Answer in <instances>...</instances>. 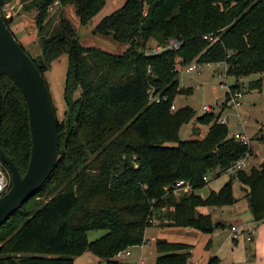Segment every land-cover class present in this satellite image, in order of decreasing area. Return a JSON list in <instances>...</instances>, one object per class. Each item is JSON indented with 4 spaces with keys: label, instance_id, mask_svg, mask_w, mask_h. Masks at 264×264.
Masks as SVG:
<instances>
[{
    "label": "trees",
    "instance_id": "obj_1",
    "mask_svg": "<svg viewBox=\"0 0 264 264\" xmlns=\"http://www.w3.org/2000/svg\"><path fill=\"white\" fill-rule=\"evenodd\" d=\"M6 1L14 0H0V10ZM105 1L20 0L21 11H35L37 57L14 36L13 17L4 20L43 76L62 55L67 71L55 169L0 226V264H73L83 253L119 264L115 254L141 247L145 230L153 226L205 235L224 230L225 223L198 209L235 204L234 180L246 187L253 222L264 220V162L230 174L223 187L206 197L195 193L209 182L202 180L207 172L217 171V178L246 153L252 155L251 146L230 136L226 123H218L225 102L218 116L205 112L197 118L207 126L206 135L190 141L180 140L179 130L195 111L175 103L177 96L191 92L179 83V70L190 64H223L225 75L236 82L233 90L241 88V78L264 75V0H125L95 27L100 36L126 45L121 54L83 47L63 17V9L73 6L85 26ZM55 4L56 16L49 12ZM171 41L175 48L169 47ZM157 46L163 48L160 53L146 54ZM261 86L258 78L248 89ZM151 89L160 102L149 101ZM0 92V146L23 176L31 155L26 104L6 77L0 79ZM259 141L264 145V136ZM178 181L189 182L191 192L175 195ZM94 231L105 234L89 241ZM154 248V264H190L193 247L188 244L159 238ZM207 263L220 261L213 257Z\"/></svg>",
    "mask_w": 264,
    "mask_h": 264
},
{
    "label": "rangeland",
    "instance_id": "obj_2",
    "mask_svg": "<svg viewBox=\"0 0 264 264\" xmlns=\"http://www.w3.org/2000/svg\"><path fill=\"white\" fill-rule=\"evenodd\" d=\"M125 0H106L103 9L96 14L91 21L82 26L75 16L73 6H67L63 9V17L70 22L71 26L76 32V36L80 44L85 47H95L102 51H107L113 54H121L126 48V45H119L112 40L109 36H100L95 31V27L106 15L121 8ZM22 8V7H21ZM57 6L53 7L50 13H54ZM15 12V10H14ZM22 13L25 11H21ZM26 18L22 21L25 33L28 35L24 40L20 42L23 48L32 57L39 55L40 46L39 39L33 36L35 32L34 15L35 11L25 12ZM56 16V12H55ZM16 18V17H13ZM17 20V19H16ZM67 56L62 55L56 62L52 63L51 68L44 74V79L49 87V94L51 102L54 105L56 118L58 120L63 119L65 111V105L63 103V83L66 74ZM195 71L186 73V67H182L179 70V83L184 88H191V92L188 95H179L176 98V105L178 107L190 106L195 111V118L189 121L188 124L181 127L179 130V138L182 141L199 140L204 138V135L197 134L195 128L202 129L203 126L197 123V118L202 117L204 112L202 108L210 107L211 113L218 116L222 104L224 103V89L219 88L221 84L227 83L228 86L235 85L234 78L225 75V66L223 64L220 67L213 64H204L203 66H196ZM219 68V72H218ZM219 73H222L219 76ZM261 78V89L249 90L248 85L253 80ZM241 88L243 89L241 104L237 109L226 108L220 114L223 117H228L227 128L229 135L232 136L238 132H244L250 140V146L252 147V158L248 159L246 163V171L252 167L259 166L264 162V145L259 141V138L264 136V75L253 74L246 78L238 80ZM219 88L217 91L213 90V87ZM185 98V100H184ZM221 116V117H222ZM206 128L200 130L206 133ZM243 129V130H242ZM174 144V143H173ZM169 144V146H173ZM229 175L223 173L217 178L211 179L207 185L195 191L196 194L201 197H206L210 191L217 192L223 185L228 182ZM245 189L239 181L234 180L232 184V196L237 202L231 206L224 207V212L220 213L219 208L206 207L199 208L198 211L202 214H210L214 222H220L222 220H238L243 224H251L249 227L256 228V235L254 239L252 237L250 242H246L241 236V239L235 244L231 237L228 235L226 229H218L212 234L205 235L195 229H185L179 227H161L153 226L147 228L145 231V238L147 243H143L141 247L129 248L130 255L124 257L118 261L119 264H153L155 259L154 243L150 242L149 238L153 234L156 239L163 238L168 242L187 243L193 247V262L199 263L206 262V257L211 254L219 259L220 264H256V259L264 261V222L255 224L252 220V214L248 210V199L245 195ZM175 195H178L175 192ZM103 231H94L88 233V240L94 241L104 235ZM211 240L209 249H206L208 240ZM261 256V257H260ZM190 263V264H191ZM73 264H106L101 259L93 256L90 253H83L76 258H73Z\"/></svg>",
    "mask_w": 264,
    "mask_h": 264
},
{
    "label": "water",
    "instance_id": "obj_3",
    "mask_svg": "<svg viewBox=\"0 0 264 264\" xmlns=\"http://www.w3.org/2000/svg\"><path fill=\"white\" fill-rule=\"evenodd\" d=\"M2 77L11 80L26 104L31 155L27 171L21 176L12 159L0 146V160L9 170L11 181L9 192L0 197V226L44 186L55 169L59 155L58 119L51 103L49 87L0 13V79ZM2 107L0 92V120Z\"/></svg>",
    "mask_w": 264,
    "mask_h": 264
},
{
    "label": "built area",
    "instance_id": "obj_4",
    "mask_svg": "<svg viewBox=\"0 0 264 264\" xmlns=\"http://www.w3.org/2000/svg\"><path fill=\"white\" fill-rule=\"evenodd\" d=\"M56 7V4H55ZM14 9L15 7L9 2L6 1L5 3H3L1 5V16L3 18V20H7V19H11L14 16ZM53 9V7L49 8V12H51ZM176 47V44L174 41H171L169 44V47ZM163 50V48L161 47H155L150 49L149 51H147V55H155L156 53H160ZM197 67L194 64H190L186 67V73H190L195 71ZM219 88H223L224 89V94H225V106L227 108H235L237 109L239 107V105L241 104V97L243 94V89L238 88L237 90H233L231 89V86H228L227 83L225 84H221ZM219 88H217L216 86L213 87V90L217 91ZM148 98L149 101L151 102H160V97L158 94H154V90H149L148 91ZM173 109H175V104H173L171 106V110L173 111ZM202 111L205 112H210L211 109L210 107H203ZM218 123L222 124V123H226V118L222 117L218 120ZM234 139L237 141H241L244 145H246L247 147H250V140L249 138L246 136L245 132L242 133H238L233 135ZM251 156L246 153L244 157L240 158L238 161H236L235 163H233L227 170H225L224 173L230 175L233 174L236 171L239 170H245L246 169V161L248 159H250ZM218 174L217 171H209L207 172V174L203 177V181L204 182H208L211 179L215 178L216 175ZM11 181H10V173L9 170H7L6 166L4 165V163L0 160V197L4 196L6 193L9 192V190L11 189ZM192 190V187L190 185L189 182L186 181H178V183L175 185L174 187V194L175 192L177 193H190ZM230 237L232 239L233 242H238L241 239V236H243V239L246 242H250L252 237L254 236V231L250 228L248 229H239L237 226H230ZM130 255V251L129 249H127L126 251H121L118 252L117 254H115V256L113 257V259L115 260H122L124 257H127Z\"/></svg>",
    "mask_w": 264,
    "mask_h": 264
},
{
    "label": "crops",
    "instance_id": "obj_5",
    "mask_svg": "<svg viewBox=\"0 0 264 264\" xmlns=\"http://www.w3.org/2000/svg\"><path fill=\"white\" fill-rule=\"evenodd\" d=\"M14 7H15V13H14V16L13 17H16V18H13V24L11 25V28H12V30H13V33H14V36L16 37V39H18L19 41H21V40H24L25 38H26V36L28 35L27 33H25V31L23 30L24 29V27L22 26L23 24H22V21L24 20V18H26V13L25 12H21V7L22 6H20V0H14V1H12V2H10ZM17 19V20H16ZM33 36H35L36 37V30H35V32H34V34H33ZM221 65V64H220ZM220 65H216V66H218V67H220ZM225 70H226V67H225ZM220 70H219V68H218V72H219ZM222 73H219V76L221 75ZM181 87H183V86H181ZM184 100H185V98H184ZM223 117V116H222ZM221 117V118H222ZM226 118V122H227V118L228 117H225ZM227 124V123H226ZM207 127V126H206ZM206 127H204L203 126V128H206ZM202 128V129H203ZM202 129H199V134L200 135H203V134H205L206 135V133H204V132H201L200 130H202ZM243 130V129H242ZM245 132V131H244ZM238 133H242V132H238ZM238 133H235V134H238ZM234 134V135H235ZM204 135V136H205ZM251 158H252V156H251ZM250 158V159H251ZM225 207H227V206H225ZM222 209H224V208H219V212L220 213H222V212H224V210H222ZM223 214V213H222ZM222 218L223 217H221L220 218V223H225L226 224V227L224 228V229H226L227 231H228V235H229V237H230V229H229V227L230 226H237L239 229H248V228H250V229H252L251 227H249V225H251V224H249V223H247V224H243L242 225V223H240L238 220H236V219H234V220H226V219H224V220H222ZM264 222V220L263 221H260V222H257V223H263ZM255 223V222H254ZM257 223H255V224H257ZM253 231H254V236L256 235V228L255 229H252ZM215 233V232H214ZM254 236H253V239H254ZM146 239V238H145ZM150 240V242H155V240H158V239H156V237L152 234L151 236H150V238H149ZM163 239V238H162ZM252 239V240H253ZM166 240V239H165ZM147 239H146V242L145 243H147ZM235 244H237V242H234ZM185 244H187V243H185ZM189 245V244H188ZM154 248V247H153ZM156 252V251H155ZM192 256H191V258H190V260H189V263H191V261L193 262V248H192ZM156 256L157 255H155V258H156ZM213 257H215V256H211V254H209V256H207L206 257V262H202V264H208L207 262L209 261V259H211V258H213ZM261 257V256H260ZM154 261H155V259H154ZM255 261H257L256 262V264H264V261L263 260H261V259H256ZM141 264V263H140ZM154 264V263H153ZM192 264V263H191ZM193 264H199V263H197V262H195V263H193Z\"/></svg>",
    "mask_w": 264,
    "mask_h": 264
}]
</instances>
